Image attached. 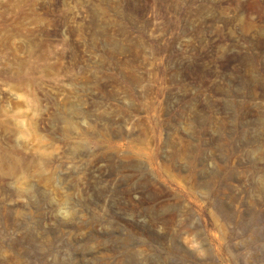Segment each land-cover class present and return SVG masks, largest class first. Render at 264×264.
I'll use <instances>...</instances> for the list:
<instances>
[{"label": "rangeland", "instance_id": "1", "mask_svg": "<svg viewBox=\"0 0 264 264\" xmlns=\"http://www.w3.org/2000/svg\"><path fill=\"white\" fill-rule=\"evenodd\" d=\"M0 264H264V0H0Z\"/></svg>", "mask_w": 264, "mask_h": 264}]
</instances>
